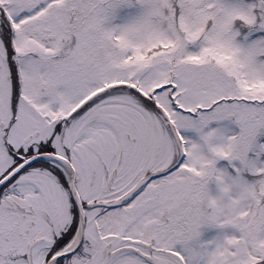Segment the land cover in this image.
Returning a JSON list of instances; mask_svg holds the SVG:
<instances>
[{
	"label": "snow or ice",
	"instance_id": "6c2138e0",
	"mask_svg": "<svg viewBox=\"0 0 264 264\" xmlns=\"http://www.w3.org/2000/svg\"><path fill=\"white\" fill-rule=\"evenodd\" d=\"M0 264H264V0H0Z\"/></svg>",
	"mask_w": 264,
	"mask_h": 264
}]
</instances>
